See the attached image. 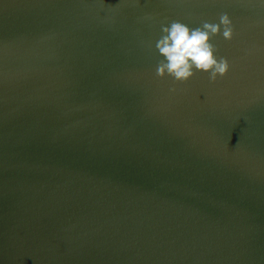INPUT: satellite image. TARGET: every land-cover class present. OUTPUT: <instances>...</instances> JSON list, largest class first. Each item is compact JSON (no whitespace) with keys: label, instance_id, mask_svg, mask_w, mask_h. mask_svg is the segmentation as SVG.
<instances>
[{"label":"water","instance_id":"water-1","mask_svg":"<svg viewBox=\"0 0 264 264\" xmlns=\"http://www.w3.org/2000/svg\"><path fill=\"white\" fill-rule=\"evenodd\" d=\"M224 12L225 75H156ZM0 264H264V4L0 0Z\"/></svg>","mask_w":264,"mask_h":264},{"label":"clouds","instance_id":"clouds-1","mask_svg":"<svg viewBox=\"0 0 264 264\" xmlns=\"http://www.w3.org/2000/svg\"><path fill=\"white\" fill-rule=\"evenodd\" d=\"M259 2L264 4V0ZM217 34L226 40L232 38L233 24L226 12L221 13L218 22L203 20L197 26H189L181 20L161 24L160 34L154 42L160 58L156 75H168L177 82L189 80L196 71L207 73L210 81L225 75L229 62L217 55L212 43V37Z\"/></svg>","mask_w":264,"mask_h":264}]
</instances>
